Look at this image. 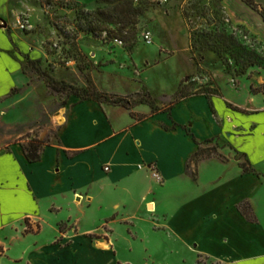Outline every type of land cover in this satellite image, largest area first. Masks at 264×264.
Returning <instances> with one entry per match:
<instances>
[{
	"label": "crops",
	"instance_id": "crops-1",
	"mask_svg": "<svg viewBox=\"0 0 264 264\" xmlns=\"http://www.w3.org/2000/svg\"><path fill=\"white\" fill-rule=\"evenodd\" d=\"M224 4L264 40L258 10ZM14 68L0 56V97ZM57 117L39 160L21 142L0 149V256L19 243L27 264H136L127 255L151 264L163 253L264 264V92L225 84L154 112L71 95ZM213 138L220 156L198 159Z\"/></svg>",
	"mask_w": 264,
	"mask_h": 264
},
{
	"label": "rangeland",
	"instance_id": "rangeland-1",
	"mask_svg": "<svg viewBox=\"0 0 264 264\" xmlns=\"http://www.w3.org/2000/svg\"><path fill=\"white\" fill-rule=\"evenodd\" d=\"M124 1L142 7L143 12L136 25L128 24L121 33L122 23L115 22L120 21V9L115 7ZM0 2L6 8V13L0 15V29L10 43L7 48L0 46V56L15 66L16 79L12 88L0 97V149L17 142L38 141L43 146L54 141L58 128L55 120L68 97L76 95L81 99L83 90L89 87L124 99L122 106L138 111L151 106L169 111L170 105L182 98L199 93L216 94L225 84L234 89L252 84L262 89L259 94L264 92L263 67L255 65L237 73L233 59H228V67L209 47L222 45L231 37L264 57V40L237 24L227 13L224 0ZM254 2L264 14V0ZM96 10L103 11L98 16L99 22L92 15ZM89 21L97 23L98 34L88 31ZM127 21H131L129 17ZM129 28L136 30L131 48L121 38L130 35ZM206 33L217 37L211 39ZM37 69L56 81L55 88L49 86ZM223 144L218 138L203 142L201 156L208 153L220 156L219 147ZM21 251L19 243L13 244L7 255L0 256V264H27L25 260L17 261L19 257L16 259ZM4 252L2 248L0 254ZM124 258L140 264L143 257ZM188 258L180 253H163L153 255L151 264H191ZM195 264L217 263L199 256Z\"/></svg>",
	"mask_w": 264,
	"mask_h": 264
},
{
	"label": "trees",
	"instance_id": "trees-1",
	"mask_svg": "<svg viewBox=\"0 0 264 264\" xmlns=\"http://www.w3.org/2000/svg\"><path fill=\"white\" fill-rule=\"evenodd\" d=\"M247 5H249L251 8L257 10V5L255 4L254 0H243ZM117 9H120L119 14L120 15V21L115 20L117 23H122V26L119 27V32L123 33L125 31V28L129 27L128 24L131 25H136L138 23L137 17L142 14L143 8L142 7H133L129 2H122L120 3L117 7ZM103 11L96 10L95 12L92 13L93 17L97 16V21H100V18L98 16L102 15ZM262 14V13H261ZM264 17V14H262ZM131 21L126 22V18H128ZM89 28L88 31L93 33V34H98L100 31V28L98 27L97 23H90L89 21ZM127 33H129V36H123L122 35V40L127 43V47L131 48L134 45L135 41V35H136V30H133L131 28L128 29ZM207 37L214 39L216 34L212 33H206ZM221 37V36H220ZM228 39V42L221 43L222 45L215 44V45H210V49L214 50L217 52L226 62V65L230 67V64L228 63V59H233L234 63L237 67V73H244L246 70L251 67V66H261L264 68V57L261 56L258 52L255 51V49L250 48L249 46L245 45L242 41H238L236 39ZM38 73L41 74L49 86L55 88V83L56 81L45 71H40L37 69ZM262 89L260 87H253L251 84V91L254 93L260 92ZM84 94L82 95L81 99H94L99 102H107L110 104H115V105H124V99H115L113 96L108 95L107 93H103L94 87H89L87 89L83 90ZM80 94V93H79ZM152 112L157 111V107H152L151 106ZM40 142L38 141H32L29 142L28 144H21L22 149L25 153V157L29 162H34L40 159L41 157V152L40 148ZM202 150L201 147L198 148V150L195 153L196 157H211L216 154H203L201 156L200 151ZM242 167L244 168L245 171H249L250 169L246 167V165L243 163Z\"/></svg>",
	"mask_w": 264,
	"mask_h": 264
},
{
	"label": "built area",
	"instance_id": "built-area-1",
	"mask_svg": "<svg viewBox=\"0 0 264 264\" xmlns=\"http://www.w3.org/2000/svg\"><path fill=\"white\" fill-rule=\"evenodd\" d=\"M148 38V36H146ZM105 170H108V167H105Z\"/></svg>",
	"mask_w": 264,
	"mask_h": 264
}]
</instances>
